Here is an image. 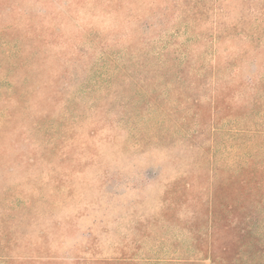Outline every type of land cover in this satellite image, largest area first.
<instances>
[{
    "label": "rangeland",
    "instance_id": "1",
    "mask_svg": "<svg viewBox=\"0 0 264 264\" xmlns=\"http://www.w3.org/2000/svg\"><path fill=\"white\" fill-rule=\"evenodd\" d=\"M107 1L0 4V264H212L188 229L199 205L177 207L171 185L194 182L206 204L221 170L264 167V0H209L240 21L237 40L212 47L240 52V114L203 133L187 103L235 70L177 73L180 18L154 14L159 0H125L139 18ZM29 28L54 43L25 44ZM186 46L195 60L197 41ZM250 214L263 245L264 204Z\"/></svg>",
    "mask_w": 264,
    "mask_h": 264
},
{
    "label": "trees",
    "instance_id": "2",
    "mask_svg": "<svg viewBox=\"0 0 264 264\" xmlns=\"http://www.w3.org/2000/svg\"><path fill=\"white\" fill-rule=\"evenodd\" d=\"M4 1L6 0H0V4ZM73 2L77 5L82 0H73ZM159 2L164 4L154 8V14H161L162 19H166L170 14L173 17L175 13L174 16L183 22V28L179 32L180 35H185L183 43L179 45V50L183 53L176 57V62L173 64L177 73H182L184 68L186 72L194 71V74L205 77L207 73L215 75L227 68L231 71L235 70L232 78L226 83L212 85L206 102L202 103L198 98H193L187 103L186 111L191 114L190 118H197L192 122L193 131L203 133L206 120L216 124V118H238L240 109L236 97L239 96V84L236 72L240 52L232 51L222 60L216 54V49H212L219 42L231 44L230 41L237 40L241 29L240 21L235 19L226 23L225 20L234 8L226 7L221 2L216 5V1L209 0H159ZM107 4H112L113 12L127 10L131 15L130 18L140 17L137 8L132 4L129 6L125 0H108ZM206 24H209L207 28ZM7 34L11 36L10 31H7ZM25 37L23 42L30 46L44 48L54 43L53 40H46L39 33L32 32L30 28ZM13 38L19 40L20 36L15 33ZM95 39L98 42L102 41L97 37ZM195 41L200 50L193 60L189 58L186 45ZM40 52V49H32L31 56L40 55ZM208 57L209 62L206 63ZM191 83L193 85L196 82ZM181 125H184V122H181ZM193 187L192 181L178 180L171 185L170 192L175 198V203L177 202V207H187L190 202L195 206L199 205V209H195L192 216L195 222L188 225L194 247L198 248L206 243L205 248L200 250L204 249L205 258L212 264H264V244H260L247 220L253 205L264 204V167L259 168L250 162L236 173H225L221 170L219 180L208 190L209 197L206 204H203L200 196L193 193ZM203 228L206 231L205 239L200 233ZM99 264L136 263L119 259L107 260Z\"/></svg>",
    "mask_w": 264,
    "mask_h": 264
}]
</instances>
